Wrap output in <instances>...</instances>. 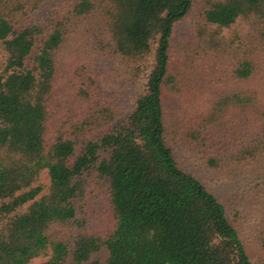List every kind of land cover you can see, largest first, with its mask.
Segmentation results:
<instances>
[{
    "label": "trees",
    "instance_id": "trees-1",
    "mask_svg": "<svg viewBox=\"0 0 264 264\" xmlns=\"http://www.w3.org/2000/svg\"><path fill=\"white\" fill-rule=\"evenodd\" d=\"M45 1L0 0V264H85L102 249L103 264H253L238 213L168 145L165 100L204 97L196 125H173L207 170L264 162V0H73L29 20ZM195 7L206 48L173 66ZM239 19L244 46L220 35ZM226 58V76L207 66ZM253 233L264 253V224Z\"/></svg>",
    "mask_w": 264,
    "mask_h": 264
},
{
    "label": "rangeland",
    "instance_id": "rangeland-1",
    "mask_svg": "<svg viewBox=\"0 0 264 264\" xmlns=\"http://www.w3.org/2000/svg\"><path fill=\"white\" fill-rule=\"evenodd\" d=\"M72 1L73 0H46L30 15L29 20L32 19L34 22H44L47 17L64 12ZM82 23H86V21L83 20ZM196 23L206 24L198 15L197 8L195 7L192 12L175 27L171 51L173 66L197 65V56L200 51L201 53L203 52L206 46L202 45L203 41L195 27ZM207 27L210 30L216 29L215 25L209 24ZM249 32V23L239 19L230 28H222L220 30V35L224 37L227 42L233 41V45L235 46L240 43L244 46L243 40L247 37ZM147 63L150 65L151 59L147 61ZM226 63L227 58L221 62H213L207 66H213L215 72L218 71L220 74L226 76V69H222V66H229L225 65ZM201 64L202 62H199L198 66H201ZM209 71L210 68L207 67L206 73L212 78V74H210ZM102 88L111 89L113 91L117 90L111 80L106 81ZM188 100L187 103L181 102L179 99H176L174 93L170 95V97H166L165 110L166 120H168L166 141L173 149L179 165L187 171L192 172L214 192L228 208V214L233 215L238 213L243 225V238L247 245V251L252 263L264 264V253L258 245L256 234L253 233V230H258L260 226L264 224V191L256 194V185L264 182V162L262 161L261 164L258 163L245 170L240 167L234 168L233 171L229 169L231 170L229 173L219 170H207L204 167L203 160L198 159L199 155L197 151L191 149L193 146L190 144V141L186 139L184 135H180L174 130V125L179 123V120L183 121L187 126L193 127L195 121L191 122V119L201 112V106L204 103V97L201 94L197 93ZM196 124L197 121L195 122V125ZM89 181L94 187L101 186L100 184L94 183L96 178L93 175L89 178ZM37 184L42 186V194H45L49 184V178L45 170L40 172ZM255 220L258 222L261 221V224L258 226ZM2 223V219L0 218V225ZM255 225H257V227H255ZM106 258L107 251L102 249L99 253L92 256L85 264H103ZM44 259L45 258H37L33 260L32 263L37 264Z\"/></svg>",
    "mask_w": 264,
    "mask_h": 264
}]
</instances>
